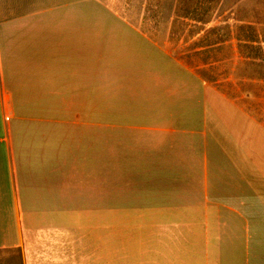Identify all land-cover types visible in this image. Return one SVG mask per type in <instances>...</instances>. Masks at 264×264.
Returning <instances> with one entry per match:
<instances>
[{"label": "crops", "instance_id": "crops-1", "mask_svg": "<svg viewBox=\"0 0 264 264\" xmlns=\"http://www.w3.org/2000/svg\"><path fill=\"white\" fill-rule=\"evenodd\" d=\"M100 1L0 0V250L264 264V90L207 81Z\"/></svg>", "mask_w": 264, "mask_h": 264}, {"label": "rangeland", "instance_id": "rangeland-1", "mask_svg": "<svg viewBox=\"0 0 264 264\" xmlns=\"http://www.w3.org/2000/svg\"><path fill=\"white\" fill-rule=\"evenodd\" d=\"M100 2L125 13L124 23L153 30L172 57L207 81L231 90L237 85V92L240 85L264 90V0ZM0 264H22L20 251L0 250Z\"/></svg>", "mask_w": 264, "mask_h": 264}]
</instances>
